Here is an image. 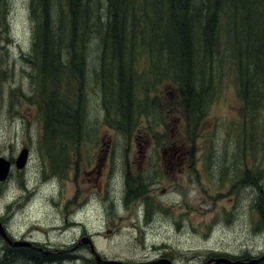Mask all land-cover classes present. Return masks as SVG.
<instances>
[{"label": "rangeland", "instance_id": "rangeland-1", "mask_svg": "<svg viewBox=\"0 0 264 264\" xmlns=\"http://www.w3.org/2000/svg\"><path fill=\"white\" fill-rule=\"evenodd\" d=\"M1 9V17L5 16L6 21V28L1 27L0 31L4 44L3 65L11 76L0 84V156L17 159L23 147L31 148L26 168L14 166L9 178L0 182V216L9 222L11 231L16 234L30 231L31 237L41 242L48 239L53 246L68 249L70 255L66 259L71 264H84L81 256H88L87 260L93 258L90 243L84 238L88 236L87 231L96 250L110 259L142 258L160 246L176 256L177 264H204L210 253L217 252L264 254V209L257 207L260 199H264V131L260 133L264 114L255 127L247 128L252 133L247 150V146L243 147L247 139L244 107L227 59L226 66L223 63L217 67L222 79L213 103L203 116L195 142L186 133L185 121L171 122V131L163 135L181 147L180 153L195 152V191L187 190L182 205H160V209L151 214L149 211L144 218L142 211L136 215L139 208L135 212L133 204L117 208L107 201L110 193L121 187L104 182L107 165L102 168L104 174L99 182L94 181L97 172L88 171L91 161L79 167L76 156L67 177H55L48 171L49 162L39 148L44 124L40 98L35 101L31 96L34 88L29 73L33 67L25 58L30 57L33 43L30 0H3ZM89 45L87 52L93 56L89 59L91 75L84 97L87 122L82 148L78 150L87 157L93 152L106 151L110 140L115 143L128 136L106 122L96 74L97 48L93 50V45ZM144 63L136 61V66L141 69ZM170 81L163 88L167 112L162 113L161 122L169 117V109L179 116L183 114L182 95L178 85ZM140 87L139 96L144 100V89ZM159 92L157 87L152 93L153 104L158 102ZM148 106L147 112L155 110ZM146 115H153L151 119L159 125L160 113ZM147 119L145 116L142 128L132 135L140 141L149 138ZM145 150L151 151L150 146ZM58 154L59 160L65 159L63 149ZM188 163L185 168L190 167L191 159ZM85 168L87 174H84ZM246 170L252 174L260 170L258 185L249 180ZM167 220L171 221V230L163 231Z\"/></svg>", "mask_w": 264, "mask_h": 264}, {"label": "trees", "instance_id": "trees-1", "mask_svg": "<svg viewBox=\"0 0 264 264\" xmlns=\"http://www.w3.org/2000/svg\"><path fill=\"white\" fill-rule=\"evenodd\" d=\"M2 3L0 0V31L6 28ZM30 10L33 43L30 57L25 58L33 67L29 73L34 88L31 96L35 101L40 98L44 120L39 148L44 158L55 160L58 173L64 174L67 158L59 160L58 151L64 147L53 145H63L71 137L69 145L75 146L85 136L84 97L93 56L87 50L93 41L106 122L125 135L137 129L148 113L147 105H154L152 93L168 79L180 88L182 104L188 119H195L197 131L218 92L222 77L217 67L226 66V59L244 107V130L255 127L264 114V0H56V6L55 0H30ZM94 37L97 40L90 39ZM2 40L0 35V84L11 76L3 65ZM136 61H144L145 66L138 69ZM139 86L144 89V100ZM263 131L264 127L260 133ZM251 134L247 129L243 144L247 150ZM259 172L246 170L245 175L258 185ZM259 202L257 207L264 209V199ZM0 241L8 250L0 253V264H18L9 258L13 254L30 259L28 264H43L46 259L40 252ZM210 255L240 260L254 257L248 253ZM56 257L59 261L65 258ZM81 257L93 264L88 256ZM256 264H264V260Z\"/></svg>", "mask_w": 264, "mask_h": 264}, {"label": "flooded vegetation", "instance_id": "flooded-vegetation-1", "mask_svg": "<svg viewBox=\"0 0 264 264\" xmlns=\"http://www.w3.org/2000/svg\"><path fill=\"white\" fill-rule=\"evenodd\" d=\"M158 88L160 92L157 94L158 102L153 105L155 107L154 111H150L146 114H158L160 113V123L157 125L153 119V115H146L149 124V138L148 140L140 141L138 136H132L136 130H140L142 127H138L131 135L122 138V141L113 142L109 141L108 148L104 152H93L91 157L85 156V153L78 151L82 148L81 144L83 142L71 144V137L65 138V143L63 145H58L56 147H64V156L62 158H67L68 162L64 164V175L58 173H53L55 177L65 176L71 171L73 159L76 156L78 158L77 165L86 164L89 162L90 173L97 172V176L94 181L99 182L100 176L104 173L102 168L107 165V173H105L106 178L104 182H114L117 185H121L120 189L116 188V191L111 194L107 201L121 208L123 205L129 207L134 205V211L136 215L139 216L142 211L144 218L147 215L155 211V209H160V205H182L184 197L187 195V190L195 191V152L180 153L181 147L174 141H168L164 134L171 131V122L175 124L182 123L185 121L186 133L191 138V142H195V119H188V114L186 112L179 116V114L173 113V109H169L168 116L161 122L162 113L167 112V102L166 94L163 88H166V83H159ZM156 90V89H155ZM154 90V91H155ZM156 99V101H157ZM185 107V106H183ZM189 110V106L186 105ZM195 110V105L191 108ZM184 116V117H183ZM195 118V113H194ZM145 144V146H143ZM148 145L151 151L147 152ZM72 148H74L72 150ZM66 153V154H65ZM110 156V157H109ZM191 159L190 167L185 168V164L188 165V161ZM12 162L15 159H11ZM105 160H109L108 163ZM186 161V162H185ZM119 162H121L122 167H119ZM145 164V166H143ZM48 166L51 170L56 171L55 160L49 158ZM134 166V167H133ZM196 171H199L197 169ZM116 172H118L116 174ZM82 174V173H81ZM84 174H87V168L84 169ZM185 181L187 185L185 187ZM186 188V189H185ZM108 194V192H106ZM168 203V204H166ZM110 204V203H109ZM140 206V207H139ZM152 208V209H149ZM175 218L178 214H175ZM172 216H170V220ZM0 220L5 225V228L12 234L9 224L5 221V217H0ZM176 221V219H175ZM171 221L168 220L165 223V229L163 231L171 230ZM87 235L91 236V233L87 231ZM18 236V235H16ZM21 239H28L35 243L37 246L41 247H26L27 250L40 252L44 256L43 264H71V260H67L68 249H61L53 246V244L47 239L41 242L37 238L30 237L26 234L19 235ZM5 239V238H4ZM5 241L9 244L8 240ZM2 247L0 248V253L6 254L8 251L4 244L0 241ZM42 248V249H40ZM12 248L11 250H13ZM91 253V248H90ZM224 253V252H223ZM56 255L65 257L63 260L59 261ZM264 255V254H262ZM93 256V255H92ZM106 258L105 255H103ZM10 260L16 261L18 264H28L30 259H26L25 256H9ZM167 258L170 260V264H177L176 256L171 252L164 250L163 247L155 249L154 252H148L142 258L133 260H151V259H161ZM122 259V258H121ZM84 264H87L84 261ZM93 264H97L94 256L92 258ZM164 264H169L165 262ZM206 264V262L204 263Z\"/></svg>", "mask_w": 264, "mask_h": 264}, {"label": "water", "instance_id": "water-1", "mask_svg": "<svg viewBox=\"0 0 264 264\" xmlns=\"http://www.w3.org/2000/svg\"><path fill=\"white\" fill-rule=\"evenodd\" d=\"M29 157V150L27 148L22 149L20 155L16 159V167L17 168H23L27 162V159ZM11 161L6 159L3 156H0V180L3 181L7 178V176L10 173L11 170ZM264 217V215H263ZM0 234L7 238L12 245H19V246H31L33 247L31 242L28 241H12L8 236L5 231V228L3 224L0 222ZM89 241L92 247L93 254L95 255V258L97 260V264H164L165 262L170 264V260L167 258H161V259H156V260H148V261H136V262H126L123 260H107L103 259V257L97 252L95 249V246L89 238L86 239V241ZM264 260V255L260 257H254V258H249L247 260H240V259H231L227 256H220V257H215L207 260L206 264H256L260 261Z\"/></svg>", "mask_w": 264, "mask_h": 264}, {"label": "bare ground", "instance_id": "bare-ground-1", "mask_svg": "<svg viewBox=\"0 0 264 264\" xmlns=\"http://www.w3.org/2000/svg\"><path fill=\"white\" fill-rule=\"evenodd\" d=\"M8 178H9V176H7V178L5 180H3V181L5 182ZM3 181L0 180V182H3Z\"/></svg>", "mask_w": 264, "mask_h": 264}]
</instances>
